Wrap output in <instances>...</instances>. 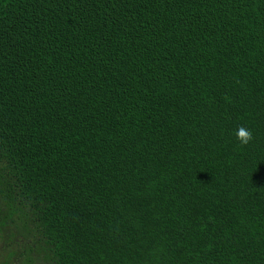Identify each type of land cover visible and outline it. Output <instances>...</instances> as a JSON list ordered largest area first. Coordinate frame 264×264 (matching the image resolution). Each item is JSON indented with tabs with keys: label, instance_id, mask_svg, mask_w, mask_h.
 I'll return each mask as SVG.
<instances>
[{
	"label": "trees",
	"instance_id": "trees-1",
	"mask_svg": "<svg viewBox=\"0 0 264 264\" xmlns=\"http://www.w3.org/2000/svg\"><path fill=\"white\" fill-rule=\"evenodd\" d=\"M19 260L264 264V0H0Z\"/></svg>",
	"mask_w": 264,
	"mask_h": 264
},
{
	"label": "clouds",
	"instance_id": "clouds-1",
	"mask_svg": "<svg viewBox=\"0 0 264 264\" xmlns=\"http://www.w3.org/2000/svg\"><path fill=\"white\" fill-rule=\"evenodd\" d=\"M235 135H236L237 140L241 144H247L252 138L251 132L244 127H238L235 132Z\"/></svg>",
	"mask_w": 264,
	"mask_h": 264
},
{
	"label": "rangeland",
	"instance_id": "rangeland-1",
	"mask_svg": "<svg viewBox=\"0 0 264 264\" xmlns=\"http://www.w3.org/2000/svg\"><path fill=\"white\" fill-rule=\"evenodd\" d=\"M17 240L20 241V242H19L20 244H23V241H21L20 238L18 239V238L16 237V241H17ZM15 261H16V260H15ZM15 261H14L13 263L23 264L21 260H19L18 262H15Z\"/></svg>",
	"mask_w": 264,
	"mask_h": 264
}]
</instances>
